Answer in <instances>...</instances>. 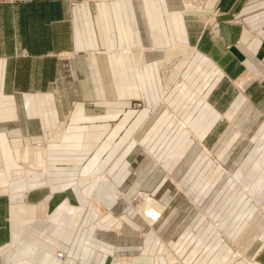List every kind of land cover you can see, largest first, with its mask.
Instances as JSON below:
<instances>
[{
  "label": "crops",
  "instance_id": "0c3cea01",
  "mask_svg": "<svg viewBox=\"0 0 264 264\" xmlns=\"http://www.w3.org/2000/svg\"><path fill=\"white\" fill-rule=\"evenodd\" d=\"M0 254L264 264V0H0Z\"/></svg>",
  "mask_w": 264,
  "mask_h": 264
},
{
  "label": "rangeland",
  "instance_id": "374dc122",
  "mask_svg": "<svg viewBox=\"0 0 264 264\" xmlns=\"http://www.w3.org/2000/svg\"><path fill=\"white\" fill-rule=\"evenodd\" d=\"M18 1H21V0H18ZM22 1H28V0H22ZM186 8V7H185ZM212 14V13H211ZM209 23H210V21H208V24L207 25H209ZM211 23H212V21H211ZM143 103V100H137L136 102H135V104L136 105H141ZM30 154H31V151H23V152H21L20 153V158L22 159V160H25L24 162H27V165L28 166H30V168H32V162H29V156H30ZM123 196V194L122 195H120V197H122ZM142 197V195L140 194V195H138V197H134L133 199H137V202H139ZM128 199V198H127ZM133 199H131V202H132V204L135 206V204H134V202H133ZM141 202H142V200L137 204V205H139V204H141ZM57 253H63V256L61 257V256H57V258H59V260H62V259H64V258H66L67 256H66V253L65 252H63V251H57L56 252V254ZM55 254V255H56ZM0 256H1V254H0Z\"/></svg>",
  "mask_w": 264,
  "mask_h": 264
},
{
  "label": "bare ground",
  "instance_id": "6f19581e",
  "mask_svg": "<svg viewBox=\"0 0 264 264\" xmlns=\"http://www.w3.org/2000/svg\"><path fill=\"white\" fill-rule=\"evenodd\" d=\"M192 4V3H191ZM64 133V132H63ZM152 201V200H151ZM154 202V201H153ZM152 203V202H151ZM155 204V203H154ZM153 207V206H152ZM139 209V208H138ZM143 215L145 216V217H147L148 219H150L151 221H153V220H155V219H157L158 217H159V215H160V212H159V210H156L155 208H148V209H146V210H144V213H143ZM150 221V222H151ZM62 254V256H63V253H57L56 254V257L58 256H60ZM61 256V257H62Z\"/></svg>",
  "mask_w": 264,
  "mask_h": 264
},
{
  "label": "built area",
  "instance_id": "2783aa9c",
  "mask_svg": "<svg viewBox=\"0 0 264 264\" xmlns=\"http://www.w3.org/2000/svg\"><path fill=\"white\" fill-rule=\"evenodd\" d=\"M60 256H62V254Z\"/></svg>",
  "mask_w": 264,
  "mask_h": 264
}]
</instances>
